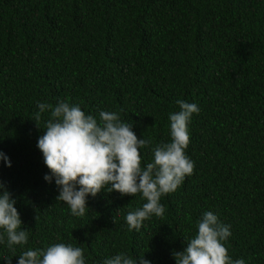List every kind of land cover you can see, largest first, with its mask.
Wrapping results in <instances>:
<instances>
[{"label": "trees", "instance_id": "trees-1", "mask_svg": "<svg viewBox=\"0 0 264 264\" xmlns=\"http://www.w3.org/2000/svg\"><path fill=\"white\" fill-rule=\"evenodd\" d=\"M61 100L133 124L150 141L142 168L170 142L176 101L197 104L186 149L194 170L161 197L163 217L130 231L140 194L102 190L83 217L56 201L37 147L50 111L41 129L32 118L38 103ZM0 152L11 163L0 160V183L28 230L23 246L0 243V264L56 243L82 247L86 264L120 252L175 264L208 211L230 225L233 261L264 264V0H0Z\"/></svg>", "mask_w": 264, "mask_h": 264}, {"label": "clouds", "instance_id": "clouds-1", "mask_svg": "<svg viewBox=\"0 0 264 264\" xmlns=\"http://www.w3.org/2000/svg\"><path fill=\"white\" fill-rule=\"evenodd\" d=\"M179 111L169 114L170 142L153 149L154 159L141 167L140 149L150 141L138 139L133 124L122 122L116 112L100 111L99 120L86 115L77 104L63 100L53 106L38 103L33 120L38 129L41 114L50 111L37 147L43 155L50 175L58 188L57 202L65 203L74 217L86 214L87 197H96L102 190L118 192L121 196L140 194L146 202L127 213L129 230L137 232L143 222L152 216L163 217L165 208L161 197L175 192L186 176L194 170V162L186 155L190 143L188 125L193 114H199L195 103L177 100ZM0 160L11 167L9 158L0 152ZM4 185L0 183V243L7 240L9 249L28 242V230H22L21 218ZM37 220V217H36ZM196 235L188 240L183 251H173L175 264H245L243 259L233 261L225 242L231 236L230 225L220 222L211 211L203 213L196 224ZM18 264H86L82 247L56 243L45 249L26 250ZM103 264H151L144 258L133 259L124 252L105 259Z\"/></svg>", "mask_w": 264, "mask_h": 264}]
</instances>
